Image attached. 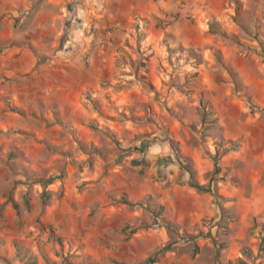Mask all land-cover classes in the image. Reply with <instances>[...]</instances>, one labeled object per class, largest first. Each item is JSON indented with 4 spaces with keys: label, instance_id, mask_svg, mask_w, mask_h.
Returning a JSON list of instances; mask_svg holds the SVG:
<instances>
[{
    "label": "rangeland",
    "instance_id": "374dc122",
    "mask_svg": "<svg viewBox=\"0 0 264 264\" xmlns=\"http://www.w3.org/2000/svg\"><path fill=\"white\" fill-rule=\"evenodd\" d=\"M149 258L264 264V0H0V264Z\"/></svg>",
    "mask_w": 264,
    "mask_h": 264
},
{
    "label": "trees",
    "instance_id": "16d2710c",
    "mask_svg": "<svg viewBox=\"0 0 264 264\" xmlns=\"http://www.w3.org/2000/svg\"><path fill=\"white\" fill-rule=\"evenodd\" d=\"M199 112H200L199 115L201 116V119H202L203 123L206 122V120L208 119V116L212 115V116L215 117V114L212 111V109H210V111L208 113H206V111L204 110V107L202 105H201V108H200ZM213 121H215V118H213ZM238 147H239V144H234V146H232V148H230V150H236ZM180 167L189 174V176H190L189 185L194 187L197 191H208V192L211 191L210 188H203L202 186L198 185L197 183H195L193 181V179H192V173L193 172L188 167H185L183 164H180ZM123 203L127 204V205H130V206L135 205V204H131V203L125 202V201ZM161 211H162V207H159V214L158 215L161 214ZM161 225L165 226V228H167V229L172 230L171 226L169 224L165 223V222H163V224H161ZM154 261L155 260L153 258H149L148 261H147V264L148 263L149 264H153Z\"/></svg>",
    "mask_w": 264,
    "mask_h": 264
}]
</instances>
